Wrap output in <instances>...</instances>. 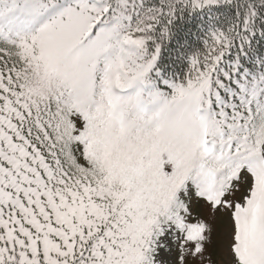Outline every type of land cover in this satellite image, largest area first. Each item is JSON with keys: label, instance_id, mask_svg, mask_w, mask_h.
<instances>
[{"label": "snow or ice", "instance_id": "1", "mask_svg": "<svg viewBox=\"0 0 264 264\" xmlns=\"http://www.w3.org/2000/svg\"><path fill=\"white\" fill-rule=\"evenodd\" d=\"M0 264H264V0H0Z\"/></svg>", "mask_w": 264, "mask_h": 264}, {"label": "rangeland", "instance_id": "2", "mask_svg": "<svg viewBox=\"0 0 264 264\" xmlns=\"http://www.w3.org/2000/svg\"><path fill=\"white\" fill-rule=\"evenodd\" d=\"M216 228H217V235H218V238H219V236L222 234V231H223L222 225L217 224Z\"/></svg>", "mask_w": 264, "mask_h": 264}]
</instances>
